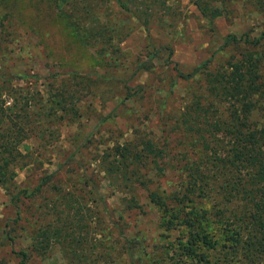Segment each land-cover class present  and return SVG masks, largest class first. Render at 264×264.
Wrapping results in <instances>:
<instances>
[{"label":"trees","instance_id":"obj_1","mask_svg":"<svg viewBox=\"0 0 264 264\" xmlns=\"http://www.w3.org/2000/svg\"><path fill=\"white\" fill-rule=\"evenodd\" d=\"M51 1L81 40L92 45L102 40L112 54L123 52L120 40L114 42L122 30L101 20L96 8L98 0ZM112 1L145 30L153 24L173 29L180 16L181 0ZM189 2L211 26L215 19L234 13L237 3L251 5L262 20L256 34L226 35L222 45L231 47L232 52L215 66H211L213 59L207 58L185 73L173 63L172 49L161 47L168 49L165 62L173 63L178 77L201 79L204 88L201 94H192L190 103L180 114L185 131H194L196 137L189 143L195 148L194 153L186 151L179 159V171L183 173L178 175L179 184L172 190L161 186L159 179L166 175L175 158H168L166 144L152 138L134 135L115 142L105 150L104 156L94 160L95 165L103 173L102 178L124 195L121 201L125 210L143 211L140 199L146 197L158 211L159 227L166 232H181L182 239L172 256L167 260L156 258L149 264L207 263L208 251L220 243V233H224L221 243L229 240L233 243L226 246L241 248V259L246 264H264V0ZM103 50L102 45L98 51ZM158 52V49L151 52L149 59ZM74 75L82 86L80 90L57 76L44 77L45 82H38V74L32 75L34 81L30 86L21 87L12 78L27 80V74L16 73L11 78L0 72V185L5 189L13 185L15 166L29 155V147L25 153L20 150L24 140L38 135L49 141L55 137L56 130L42 124L63 121L78 113L77 103L88 86L79 77L81 74ZM141 88L137 86L135 95ZM88 176L78 175L80 185L91 184L84 198L78 192L52 186L56 196L37 208L39 214L28 243L30 250L45 256L56 243L72 264L114 263L111 250L116 241L109 247L103 242L95 244L101 245L96 253L85 251L93 246L87 245L84 232L88 223L81 211V201L85 195H90V202L95 204L104 199L98 175ZM50 177H44L32 189L22 187L15 199L20 194L37 198ZM112 223L115 226L117 221ZM124 240L129 264H148L143 260L146 252L139 234ZM18 254L20 264H25L27 252L20 250Z\"/></svg>","mask_w":264,"mask_h":264},{"label":"rangeland","instance_id":"obj_2","mask_svg":"<svg viewBox=\"0 0 264 264\" xmlns=\"http://www.w3.org/2000/svg\"><path fill=\"white\" fill-rule=\"evenodd\" d=\"M97 4L101 20L122 30L114 39L120 40L123 52L119 55L112 54L102 40L95 45L81 40L51 0H0V72L11 78L16 73L27 74V80L12 78L21 87L30 86L32 75L38 74V82L57 76L80 90L75 73L81 74L79 77L88 86L77 103L78 113L63 121L42 124L56 130L53 139L30 135L24 140L20 150L25 153L29 147V155L15 166L16 176L9 190L0 185V264H20V250L27 252L25 264H72L56 243L45 256L30 250L28 243L39 214L37 208L56 196L52 186L78 192L83 198L91 189L90 183L80 185L78 175H98L104 196L96 204L90 202V195L81 201L88 223L84 232L87 245L93 246L86 252L100 251L101 245L95 244L103 242L109 247L116 241L111 250L113 264H129L124 239L139 234L146 252L144 263L172 256L182 239L181 232L160 228L158 211L146 197L140 199L143 211L125 210L121 201L124 195L102 178L94 160L104 156L115 142L134 135L152 138L166 144L168 158H175L159 179L163 188L174 189L180 182L178 175L183 174L179 159L186 151L194 153L189 143L196 137L194 131H185L180 114L192 94H201L204 88L201 79L178 77L173 63L185 73L207 58H212L211 66H215L232 52L231 47L222 45L226 35L256 34L262 20L251 5L237 3L234 13L215 19L211 26L189 0H181L175 28L153 24L145 30L114 1L98 0ZM102 45L104 50L98 51ZM163 46L172 49L173 63L165 62L168 49ZM155 49L158 55L149 59ZM142 63L144 68L138 66ZM137 86L142 88L135 95ZM46 176H51L50 181L37 198L20 194L15 199L19 189H32ZM113 221H117L115 226ZM223 234L218 235L220 243L208 251L209 260L204 264H246L241 259V248L229 247L233 241L221 243Z\"/></svg>","mask_w":264,"mask_h":264}]
</instances>
